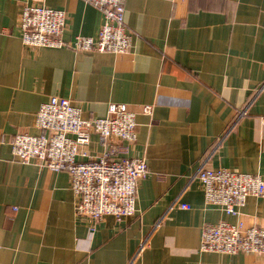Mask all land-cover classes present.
<instances>
[{
    "label": "crops",
    "instance_id": "obj_1",
    "mask_svg": "<svg viewBox=\"0 0 264 264\" xmlns=\"http://www.w3.org/2000/svg\"><path fill=\"white\" fill-rule=\"evenodd\" d=\"M27 4L65 10L69 43L96 37L104 18L85 0H0V264H264V254L200 250L206 223L264 226V196L230 215L205 206L193 179L202 165L264 178V0H126L132 45L119 54L25 46ZM52 95L86 117L113 102L136 112L130 155L146 158L150 174L135 215L93 230L76 215L67 171L13 155L15 134L40 133L36 114Z\"/></svg>",
    "mask_w": 264,
    "mask_h": 264
},
{
    "label": "built area",
    "instance_id": "obj_2",
    "mask_svg": "<svg viewBox=\"0 0 264 264\" xmlns=\"http://www.w3.org/2000/svg\"><path fill=\"white\" fill-rule=\"evenodd\" d=\"M103 13L96 37L77 35L64 40L66 11L40 4L23 7L20 19L23 44L31 48L70 46L82 52H127L132 33L125 21L126 0H85ZM143 112L150 113L145 105ZM39 134L17 133L11 140L13 155L23 163L36 161L52 170H65L77 197L76 215L95 224L107 216L117 221L137 212L139 183L150 174L146 158L130 155L137 140L136 112L126 103L113 102L103 117H86L84 109L67 97L52 95L36 114ZM92 135L98 136L100 153L89 149ZM204 191L205 206L239 215L249 197L264 196V178L227 167L202 165L193 175ZM174 205L191 206L180 199ZM173 205V206H174ZM143 247V245H142ZM201 251L225 254H264V226L220 220L202 229Z\"/></svg>",
    "mask_w": 264,
    "mask_h": 264
}]
</instances>
